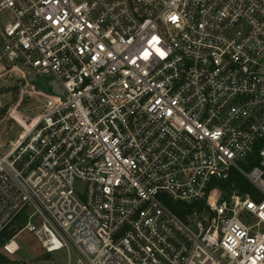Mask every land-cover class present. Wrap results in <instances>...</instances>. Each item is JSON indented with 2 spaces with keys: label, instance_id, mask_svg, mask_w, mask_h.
I'll use <instances>...</instances> for the list:
<instances>
[{
  "label": "built area",
  "instance_id": "1",
  "mask_svg": "<svg viewBox=\"0 0 264 264\" xmlns=\"http://www.w3.org/2000/svg\"><path fill=\"white\" fill-rule=\"evenodd\" d=\"M12 68L58 88L27 85L0 152V232L25 216L66 264H264V0H0Z\"/></svg>",
  "mask_w": 264,
  "mask_h": 264
},
{
  "label": "rangeland",
  "instance_id": "2",
  "mask_svg": "<svg viewBox=\"0 0 264 264\" xmlns=\"http://www.w3.org/2000/svg\"><path fill=\"white\" fill-rule=\"evenodd\" d=\"M27 85L41 92L58 88L54 80L49 81L31 73L28 75L26 71L22 72L19 68H12L0 75V152L2 153L15 145L27 124L40 113L41 105L47 98V95L41 92L29 91ZM13 238L18 246L15 254L7 255L2 248L0 249V253L9 261V264L11 262H15L14 264H66L65 250L48 254L40 247L36 238L27 231L17 233Z\"/></svg>",
  "mask_w": 264,
  "mask_h": 264
},
{
  "label": "trees",
  "instance_id": "3",
  "mask_svg": "<svg viewBox=\"0 0 264 264\" xmlns=\"http://www.w3.org/2000/svg\"><path fill=\"white\" fill-rule=\"evenodd\" d=\"M231 185H234V187L237 188L239 193L246 194V193L251 192L250 185L243 178L236 175L235 173H231L229 180L222 183L221 187H222V189L228 190ZM197 206H201V205H197ZM183 207H184L183 205L177 204V205L171 206V209L176 214L183 216V214L181 212ZM25 221H26L25 216L18 217L15 220V223H13L11 225L10 229H6V230L0 232V249L2 248V246L6 242L11 240L13 237L16 236L17 233H19L22 230V228L25 224ZM14 263L15 262H11V264H14ZM0 264H9V261L4 256H2L1 253H0Z\"/></svg>",
  "mask_w": 264,
  "mask_h": 264
},
{
  "label": "bare ground",
  "instance_id": "4",
  "mask_svg": "<svg viewBox=\"0 0 264 264\" xmlns=\"http://www.w3.org/2000/svg\"><path fill=\"white\" fill-rule=\"evenodd\" d=\"M11 246H12V248H16L17 244L13 241Z\"/></svg>",
  "mask_w": 264,
  "mask_h": 264
},
{
  "label": "snow or ice",
  "instance_id": "5",
  "mask_svg": "<svg viewBox=\"0 0 264 264\" xmlns=\"http://www.w3.org/2000/svg\"><path fill=\"white\" fill-rule=\"evenodd\" d=\"M171 19H172L173 21H175L177 18H176V17H172Z\"/></svg>",
  "mask_w": 264,
  "mask_h": 264
},
{
  "label": "water",
  "instance_id": "6",
  "mask_svg": "<svg viewBox=\"0 0 264 264\" xmlns=\"http://www.w3.org/2000/svg\"><path fill=\"white\" fill-rule=\"evenodd\" d=\"M30 72V71H29Z\"/></svg>",
  "mask_w": 264,
  "mask_h": 264
}]
</instances>
